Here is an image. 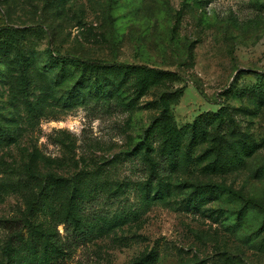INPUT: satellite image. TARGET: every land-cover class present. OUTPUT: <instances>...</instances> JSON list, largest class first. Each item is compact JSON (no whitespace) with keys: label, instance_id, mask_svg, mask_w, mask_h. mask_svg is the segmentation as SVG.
I'll return each mask as SVG.
<instances>
[{"label":"rangeland","instance_id":"374dc122","mask_svg":"<svg viewBox=\"0 0 264 264\" xmlns=\"http://www.w3.org/2000/svg\"><path fill=\"white\" fill-rule=\"evenodd\" d=\"M0 264H264V0H0Z\"/></svg>","mask_w":264,"mask_h":264},{"label":"trees","instance_id":"16d2710c","mask_svg":"<svg viewBox=\"0 0 264 264\" xmlns=\"http://www.w3.org/2000/svg\"><path fill=\"white\" fill-rule=\"evenodd\" d=\"M57 59H60L65 64H78L85 68H96V67H102L106 71L110 73L115 74H122L125 78L132 75H145L144 84H150V83H156L157 81L161 80L162 78H165L168 75H173L170 71H163L155 68H150L147 65H131V64H125V63H112V64H102L98 61H90V60H83L71 56H57ZM221 111V110H220ZM219 117V112L208 114L206 115L203 120L200 118L197 119L196 124L193 125V132L201 130L202 124L211 125L217 121ZM203 193L207 196L212 195L213 192H218L219 187L217 186H203ZM195 208L198 207L197 203L194 205ZM78 237L90 239L92 238L94 231L93 227L88 225V228L84 231H81L80 233H75ZM47 249L51 250H58L60 254H64V248L62 247L63 244L60 243L58 237L56 235H51L47 238Z\"/></svg>","mask_w":264,"mask_h":264}]
</instances>
